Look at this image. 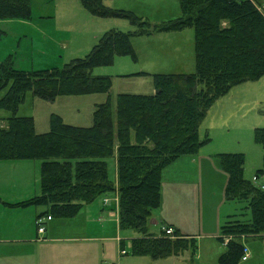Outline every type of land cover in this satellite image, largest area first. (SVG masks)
Masks as SVG:
<instances>
[{
  "label": "trees",
  "instance_id": "trees-1",
  "mask_svg": "<svg viewBox=\"0 0 264 264\" xmlns=\"http://www.w3.org/2000/svg\"><path fill=\"white\" fill-rule=\"evenodd\" d=\"M80 2L92 16L126 19L133 30L105 32L84 57L61 69L18 70L12 55L0 63V110L8 113L0 119V161L41 162L40 194L9 206H39L45 210L38 218L70 220L84 205L116 193L119 229L140 235L130 242L131 255L159 260L188 252L192 260L195 238L176 229L172 237L155 235L149 233L147 222L152 210L161 206L163 171L210 141L199 134L209 109L233 87L264 77V11L259 9L264 0H177L180 17L159 25L113 10L104 0ZM30 15V0H0V20L25 21ZM186 28L193 30L194 73L135 74L150 76L152 94H118L112 106L111 78L94 75V69L110 66L115 57L136 61L133 38ZM27 93L49 103L95 94L107 100L95 106L89 127L51 114L48 130L38 133L32 117L17 116ZM253 138L263 150V168L255 172L259 176L264 173V128H256ZM109 158L115 159L116 181L109 175ZM217 158L226 175L225 200L238 203L249 217H228L222 224L217 242L225 251L216 264H240V239L264 238V190L245 178L242 153H221Z\"/></svg>",
  "mask_w": 264,
  "mask_h": 264
},
{
  "label": "rangeland",
  "instance_id": "rangeland-1",
  "mask_svg": "<svg viewBox=\"0 0 264 264\" xmlns=\"http://www.w3.org/2000/svg\"><path fill=\"white\" fill-rule=\"evenodd\" d=\"M57 1L60 0H30L29 20H0V31L4 33L0 38V63L12 55L14 67L18 70L39 72L61 69L70 61L84 57L105 32L111 29L122 32L133 30L126 19L92 16L84 10L80 0ZM104 4L113 10L131 12L154 25L175 20L181 15L177 0H104ZM132 47L137 57L136 61L130 57H115L110 66L96 68L93 71L94 75L111 78L109 100L112 106L118 94H152L150 76L135 74L194 73L191 28L133 38ZM106 100L107 96L95 94L64 96L48 103L34 100L31 94L27 93L17 116L32 117L35 120V128L43 131L42 133L48 129L51 113L62 117L68 124L89 127L92 125L95 106ZM243 100V103L249 102V104L237 111L234 117L230 116L233 112L231 108L223 111L221 125H218L220 127L209 131V143L192 157L193 162H188L193 165V178H186L185 182L179 184L175 181L177 185L175 188L172 187V181L163 186L162 204L158 209L152 210L147 222L148 231L159 235L161 225L167 226L166 222L160 221L163 220L164 213L173 216L171 222L197 239L198 251L192 260L188 255L179 259L159 260L131 255L130 242L140 235L131 229L121 231L117 226V219H111L106 225V230L99 234L106 238L104 241H89V238L97 236L98 232L93 230V227L84 226L88 218L82 211L71 220L52 219L51 222H47L46 226L53 227V232L57 233L55 238L63 240L53 244L47 243L41 248L40 253L38 251L32 253L36 264H39L37 257L42 261L41 264H91V259L87 261V256L91 255L95 256V264H208L212 261L216 264L215 250L220 245L215 238L220 234V228L227 215L237 214L240 220L249 217L248 213L244 216L245 212L238 208L234 209L235 205H239L238 203H223L226 175L221 169L217 155L220 154V150L243 151L244 176L250 181L255 177V172L263 168V150L254 142L253 131H250L251 125L248 126V132H243L240 128L246 129V125L252 123L263 124L257 123L261 119L258 110L262 108L256 106L254 110L248 112L247 109L252 106L251 102L257 100V97L249 96ZM7 116V112L0 110V119ZM107 165L110 178L114 179L115 159L109 158ZM185 169L189 171L187 167ZM179 175L183 174L179 173ZM34 177L37 182L36 189L40 191L39 166ZM33 180L31 178V188L34 187ZM167 180L170 178L167 175L163 176L162 182L166 183ZM106 195L111 197L113 194ZM31 198H26L24 201ZM173 198L178 201V206L172 208L170 204ZM101 203L100 201L98 205ZM40 209L43 210V207ZM29 218L33 230L36 227L35 220L38 218V216L35 218L33 208L25 213V219ZM95 222L99 223L97 220ZM47 236L49 238L51 235ZM65 238L77 240L68 242ZM116 238L124 240H122L124 250L128 253L126 256L120 257L122 242H117Z\"/></svg>",
  "mask_w": 264,
  "mask_h": 264
},
{
  "label": "crops",
  "instance_id": "crops-1",
  "mask_svg": "<svg viewBox=\"0 0 264 264\" xmlns=\"http://www.w3.org/2000/svg\"><path fill=\"white\" fill-rule=\"evenodd\" d=\"M60 1H57V2H60ZM249 96H255L257 97V100H255L254 102H251L252 106L250 109H247V111L249 112L250 110H254L256 106H259V108H262L258 110V113L261 114L259 116L261 119L258 120L257 123H263V124H255V123L247 124L246 129L240 126L239 127L241 128L243 132H248V126L250 125H251L250 126L251 132L254 131L256 128H263L264 127V77H262L261 79L255 82H246L238 86H235L225 96L218 99L214 103L212 107L213 109L212 108L209 109V111L206 114V117L204 118L200 126V129H199L200 136L209 137L210 135L209 131L218 129L220 127L218 125H221L220 120H221V116L224 110L227 111L229 108H231L233 112L232 114H230V116L234 117V115L237 114V111H240L241 109L245 108L249 104V102L243 103L244 101L243 99ZM40 102H43V101H40ZM228 130L230 131V129ZM36 131L38 133L43 132L37 129ZM207 144H205L204 146H206ZM227 152L228 153H242L245 156V153L243 151L220 150V154L227 153ZM193 156H187V157L181 158L163 171L162 180H163V176L165 175H167V177L170 178V180H167L166 183L162 182L161 196L163 195V190H162L163 186L165 184H168L169 181H172V187L175 188L177 186L175 185L176 183H174L175 181H177V184H179V182H185L186 178H189V179L193 178V172H192L193 165H190L188 163V162L194 161V159L192 158ZM40 165H41V162L37 160L0 161V264H36L35 256H32V253L35 254V251H38L40 253L41 248H43L47 243L53 244V243H58L61 240H63L60 238H55L56 237L55 235L57 233L53 232L54 231L53 227L46 226L47 222H51L52 219L45 221V224H44L45 232L42 234V236L40 235L38 236L36 227H34V229L32 230V224H31L30 218L25 219V213H27L32 208L35 210V218L41 212H44L45 208H43L42 210L38 206H35V207L31 206L27 208H17V207L9 206V205H14L16 203H20L24 201V199L26 198H31V197H34L40 194V191L36 189L37 182L35 180L36 178L34 177L36 175L38 166L40 167ZM185 167H187L189 171L186 170ZM179 173L183 175H179ZM114 175H115L114 179L116 181V173H114ZM260 176L262 177V183L264 185V173L261 174ZM31 178L34 179L33 188H31ZM99 200L102 202L101 205H98V203L100 202ZM226 202L228 204H232L231 202L226 201L224 197L223 203H226ZM170 206L172 208L175 206H178V201H176V199L173 198V202L170 204ZM235 206H234V209L235 208L240 209L239 205H235ZM82 211L84 214L87 215V218H88L85 221L86 223H84V226L93 227L94 228L93 230H96L98 232L97 233L98 235L95 237L89 238V241H92V242L104 241L106 238H104L103 235H99V234L103 233L106 230V225L111 219H117V222H118L117 226H119L118 195L116 193H114L111 197L108 195L100 196L94 202L84 205L83 208L80 210V212ZM164 215L165 216L163 220H160L161 222H164V223L166 222L167 226H169L173 230L174 229L179 230L180 233L195 238L196 243H197V239L194 235L186 234L185 232H183V230L178 225L170 221V219L173 216L167 213H164ZM237 216H238L237 214L236 215L228 214L225 219H227L228 217H237ZM93 220L95 221L97 220L99 223L95 221L92 222ZM151 224L158 225V223H154V222H151ZM163 228L164 227H162L161 225L160 227L161 232ZM47 235H51V236L48 238ZM218 236L215 238L216 242H217ZM76 240L77 239L65 238V241H68V242H76ZM122 240L116 238V241L119 243H121ZM240 242L243 248L246 250V255H247V259L245 261H241L240 264H264V238L263 237L262 238L242 237L240 239ZM219 245L220 246H218L217 249L215 250L216 257L214 258V260L218 259V257L225 251L224 245L220 243ZM257 247H258V252H257ZM197 251H198V243H197ZM184 255L190 256V254L186 252L178 258H175V257H170V258L172 259H179L182 257L184 258ZM120 257L122 256L120 255ZM37 259H38L37 261L39 262V264H41L42 261L38 257ZM90 259L92 261L91 264H95V256L93 255L87 256V261ZM208 264H213V261Z\"/></svg>",
  "mask_w": 264,
  "mask_h": 264
},
{
  "label": "built area",
  "instance_id": "built-area-1",
  "mask_svg": "<svg viewBox=\"0 0 264 264\" xmlns=\"http://www.w3.org/2000/svg\"><path fill=\"white\" fill-rule=\"evenodd\" d=\"M259 9H260L261 11H264V3H263V6H262V7H259ZM252 183H253L256 187H258L259 189L264 190V185H263V183H262V177H261L260 175H259V176H255V177L253 178V180H252ZM48 220H50L49 217H47V218H37V219L35 220V225H36V230H37L38 235H42V234L45 232V226H44V224H45V221H48ZM162 232H163L166 236H169V237H172L173 234H174L172 228H166V227H164V228L162 229ZM38 238H39V237H38ZM120 254H121V255L125 254V250H122ZM246 259H247V255H246V250L244 249V256H243V258H242L241 261H245Z\"/></svg>",
  "mask_w": 264,
  "mask_h": 264
}]
</instances>
